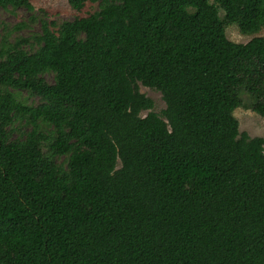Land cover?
<instances>
[{"label":"trees","instance_id":"obj_1","mask_svg":"<svg viewBox=\"0 0 264 264\" xmlns=\"http://www.w3.org/2000/svg\"><path fill=\"white\" fill-rule=\"evenodd\" d=\"M66 1L98 10L0 41V264H264V37L225 35L264 0Z\"/></svg>","mask_w":264,"mask_h":264},{"label":"rangeland","instance_id":"obj_2","mask_svg":"<svg viewBox=\"0 0 264 264\" xmlns=\"http://www.w3.org/2000/svg\"><path fill=\"white\" fill-rule=\"evenodd\" d=\"M33 6L32 11H28L25 7H7L0 8V41L6 40L8 43L14 42L16 39L28 38L30 46H26L27 51H32L36 48L33 44L32 37L39 34L41 31L42 22L46 21L53 23L55 27L64 21H71L74 18L85 17L98 10V3L86 2L80 10L73 9L66 0H28ZM221 17L223 12L218 11ZM226 38L235 43H246L253 37H264V27L257 33L244 35L240 33L235 25L225 27ZM44 78L47 82H52V75L45 74ZM138 91L151 99L152 108L142 111L144 116L148 112H153L158 116H162L165 108V103L161 93L155 89H151L137 83ZM20 95L26 97L28 104L35 105L39 102L37 96L27 97L24 91ZM249 99L242 95V106L233 111V116L237 118L239 123V132L245 133L249 137H261L264 139V118L252 112L247 104ZM15 131L12 137L14 138L18 132H28L30 126L25 125L23 121L17 122L14 125ZM44 130V129H43ZM46 131V130H45ZM57 163L62 162V157L55 158Z\"/></svg>","mask_w":264,"mask_h":264}]
</instances>
